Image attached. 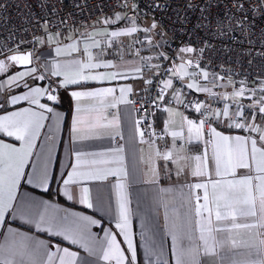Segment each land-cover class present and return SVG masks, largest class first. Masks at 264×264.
Here are the masks:
<instances>
[{
	"label": "crops",
	"instance_id": "0c3cea01",
	"mask_svg": "<svg viewBox=\"0 0 264 264\" xmlns=\"http://www.w3.org/2000/svg\"><path fill=\"white\" fill-rule=\"evenodd\" d=\"M129 26L126 23H115L110 25H93L81 30L79 32H68L57 34L55 32H46L39 40L45 41L40 43L38 41L37 48L31 52L33 53L32 64L30 67H17L14 63L6 62V72H0V116H6L11 112L19 111L23 108L36 107L30 105L28 101L21 100L17 104H12L11 98L13 96H21L29 91V87H42L48 89H55V94L62 95V102L57 104L55 110L63 114V119L59 123L58 131L56 132V149L55 156L64 164H71L73 157L71 153L81 151L84 153H104L109 149L123 148V166L127 169L129 175L126 179L128 208L130 210V225L129 232L133 240V244L137 248L136 264H150V258L147 255L149 249L153 252H159L161 255H153L151 257V264H177V253L174 249V242L172 234L179 235L186 227L184 219L187 213L186 200L183 199L184 194L191 191L194 195L204 194V189H193L190 185L197 182H207L215 177L214 161L211 159L212 148L208 146L205 149V141L209 139L208 132L205 131L200 141H195V132L192 134V142H189L188 133V118L186 113L179 107L181 97L178 87L173 78H166L163 81L168 93L174 97L176 104L162 105L156 115V122L158 126L162 127L169 136V145L165 148L157 146L154 143H149L142 140L137 129V121L133 107L129 104V96L135 92L139 87L144 85L152 72L144 70V57L147 51L143 47L137 45L132 35L134 33H127L126 29ZM112 31L120 32L121 35L111 37L109 34ZM94 42H99V47H94ZM57 48L61 50L57 54ZM91 56L92 63H100L101 65L110 64L115 67H100L92 69V73L108 74L110 72L124 73L122 78L116 80H95L82 82L84 87L76 85H68L67 89L61 87L57 92V84L64 80V76L55 77L48 71H38L35 75H45V80H37L32 74V69L39 65L41 68L46 64L51 69L56 63L61 65V70L65 68H74V62L82 63L89 62ZM38 57V58H37ZM184 57V59H183ZM189 58L182 53L180 62L177 66V74L180 82L187 88L188 96L195 97L202 107L206 102H212L209 115L213 118L215 127L218 132L230 137H247L249 144L247 145L248 158L246 160L251 168L249 169H235V178L239 179L243 175H256L255 168L257 163L261 160L259 151L257 152L256 160L251 159V143L252 139H257V149L260 150L264 146V141H259V135L264 134V115H259L254 109H249L247 105L254 103L252 92L249 94L250 102L248 104L240 105L239 99L241 96H233V93L240 91L236 89L232 81L222 82L219 90L216 93L198 91L197 87L209 88L204 79L197 81L195 77L189 74ZM14 65V67L12 66ZM139 67L140 73H136L134 69ZM87 73L88 70L85 69ZM23 74V75H21ZM79 79V77H74ZM170 82V86L166 84ZM189 84H193L192 88H188ZM28 85L29 87H25ZM114 87L115 93L112 96L121 98L120 88H130L131 91H126L121 102L116 103L115 107H108L109 103H113L111 96L104 98L101 102L100 98H92L88 96L81 97V104L86 111L80 114L83 123L80 125L84 131L82 135H88L90 138L85 140L72 139V122L77 115L75 110V101L71 97L72 91L88 92L97 89ZM210 89V88H209ZM245 93V92H244ZM264 97V87L256 90L255 99ZM41 102H46L45 97L40 98ZM127 101V102H124ZM220 101L221 108H216L214 105ZM51 103V102H49ZM227 107L229 116H221L219 126L213 114L216 112H223ZM95 108L94 111L87 109ZM237 110L244 113L245 118H242V123L252 125L260 129V132H249L246 127L242 131H234L228 128L224 122L231 123L233 113ZM231 117V120L229 119ZM251 117V118H248ZM45 128L41 129L40 136L36 140V147L34 152L41 151V145L44 143V135L47 132V126L51 120H46ZM194 124L195 123L193 121ZM89 124L94 127L91 131L88 130ZM210 127V128H211ZM205 129H208L205 126ZM179 133L175 139L172 133ZM118 139L120 144L114 145V140ZM0 140L4 143L12 144L14 147H21V141L15 138L7 137L0 134ZM50 142V141H49ZM163 152H171V159L166 161L158 154ZM201 156L200 161L194 158ZM110 159H118V157H109ZM34 157L29 158V165L25 167V172L32 171L30 165ZM198 165L203 166V170L207 174L203 179L199 177H192L191 172L197 168ZM180 169L179 173L177 169ZM69 171L71 168L69 167ZM52 171L55 180L50 182V191L44 192L40 188H33L32 185L27 184L22 180L21 186L18 189L17 195L22 193H29L31 196L38 199L48 200L60 207L70 208L72 211L83 212L87 215H92L96 219L102 221L101 227L93 226L92 230L97 234L98 238H103V229H109L116 234L117 241L120 247L125 249L127 253V245L123 242V236L119 235V229L116 228V221L113 219V214L106 211L99 210V208L88 209L84 205L74 201H68L64 195L59 191L63 187L62 181L59 177V165L54 160L52 164ZM66 178V173H65ZM226 179H233L229 174ZM155 180V182H153ZM89 187L92 189V196L95 198L100 195L105 200L109 197L110 185L115 183V179L109 177L108 181L95 182L88 181ZM255 183V181H254ZM74 195L79 198V186H70ZM212 189L209 186V192ZM258 196V193H255ZM200 203H203L201 199ZM195 200L193 199V205ZM215 210L214 205H210ZM112 207L115 209V198H112ZM207 215V213H205ZM6 224L0 227V243L5 240V234L8 228L17 229L20 232L27 233L30 236L45 241L49 250L56 252L57 247L68 248L69 251H75L81 258L80 264H108L95 256H89L87 252L79 245L72 244L63 237H55L47 232L38 230L34 225L24 223V221L13 218L12 215L6 214ZM197 219L193 213V220ZM214 220V215H213ZM241 219H237L240 223ZM251 222V221H246ZM223 225H217L221 227ZM192 227H196L193 223ZM231 228V225H227ZM257 232L264 231V229H257ZM200 233L198 227L194 236L196 244L200 247V256L198 260L200 264H234L240 261L241 264H256L257 261L264 260V246L258 249L256 245L259 240H264V236H256L252 231L239 228L226 233L217 234V240L225 242L218 244L216 250L209 253L208 258L205 259L203 251V241L199 240ZM181 249H188L189 244L187 240L181 239L179 241ZM251 249V251H250ZM162 257V259H161ZM46 259V257H45Z\"/></svg>",
	"mask_w": 264,
	"mask_h": 264
},
{
	"label": "snow or ice",
	"instance_id": "6c2138e0",
	"mask_svg": "<svg viewBox=\"0 0 264 264\" xmlns=\"http://www.w3.org/2000/svg\"><path fill=\"white\" fill-rule=\"evenodd\" d=\"M248 0H237V10L248 16L249 10L255 11L249 5V10H246L245 4ZM117 7H126V0L116 5ZM156 7L157 5H153ZM259 6L264 8V0H260ZM132 9L138 11V5H132ZM115 20L105 19V23L114 24L116 20L128 21L131 25L126 29L127 33H134L138 31L136 27L137 20L130 19L126 13H114ZM156 24L153 23L151 28H155ZM150 29H144L148 32ZM111 37L121 35L120 32L112 31L109 34ZM39 40V38H36ZM40 43H45L39 40ZM94 47H99V42H94ZM183 52H192L191 47L183 48ZM203 52V49L200 50ZM61 50L57 48L59 55ZM33 58V53L25 55H12L7 57L8 60L16 61L21 64H27ZM38 58V57H37ZM151 58H147L150 60ZM166 59V57H165ZM191 63V61H188ZM76 67L65 68L61 70V65L56 63L51 69L45 64L43 68L37 65L32 69V74L35 75L38 71H48L52 76H64V80L57 84V92L61 87L67 89L68 85H76L84 87L82 82L95 81V80H116L122 78L124 73L110 72L108 74L92 73V69L100 67H115L110 64L101 65L100 63H92L91 56H89L88 63L79 61L74 62ZM14 67V65H12ZM145 67L151 68L153 71L158 65H151L145 61ZM199 67V65H197ZM85 69L88 72H85ZM5 61L0 60V72H6ZM136 73H140L141 69L136 67ZM23 75V74H21ZM204 79L208 80L210 74L205 71L203 73ZM74 77H79L76 79ZM37 80H45V75H35ZM212 79H216L215 73L211 74ZM220 79H223L222 77ZM151 84V81L148 82ZM242 85L245 83L240 82ZM170 86V82L166 84ZM194 85L189 84L188 88ZM25 87H29L25 85ZM51 87V86H50ZM48 89L42 87H29V91L21 96H13L11 98L12 104H17L19 101H28L30 105L36 107L23 108L19 111L11 112L6 116H0V134L7 137L15 138L21 141V147L16 148L12 144L4 143L0 140V227L6 224L5 216L10 214L13 218H18L24 223L34 225L38 230L47 232L55 237H63L64 240L70 241L72 244L79 245L88 253L89 256H95L108 264H136L137 261V248L133 244L132 237L129 232L130 225V210L128 208L127 199V186L126 179L129 175L127 169L123 166V148L117 147L116 149H109L104 153H84L76 151L71 153L73 161L70 165L62 163L57 156H55L56 149V132L59 128V123L63 119V114L55 110L57 104L62 102V95L54 94ZM198 91L210 92L207 87H197ZM116 88L107 87L97 89L94 91L80 92L72 91L71 97L75 101V110L77 115L73 118L72 122V139L85 140L89 139L88 135H82L84 131L80 127L83 123L80 114L86 109L81 104V97L88 96L92 98H100L103 102L104 98L111 96L113 103H109L108 107H115L116 103L121 102L123 95L126 91H131L130 88H120L121 98L118 99L112 96ZM252 92L254 103L247 105L249 109H254L259 115H264V97L255 99L256 89H249ZM244 89L233 93V96H242ZM45 97L46 102L42 103L40 98ZM163 98L162 96L160 97ZM51 102V103H49ZM127 102V101H124ZM153 103H156L153 100ZM191 103V102H190ZM201 104L196 103L195 110L204 115V109L201 111ZM94 111L95 108L87 109ZM229 116L227 107L223 112H216L213 117L216 120L217 126L221 122L219 117ZM235 116L245 118L244 113L237 110L233 113ZM251 118V117H248ZM231 120V117H229ZM51 120L47 126V132L44 135V143L41 145L42 150L34 152L36 147V140L40 136L41 129L45 128V121ZM139 122H137L138 124ZM208 119L200 120L198 124H194L192 120H188V133L189 142H192V134L195 132V141L201 140L205 131L208 132L209 139L205 141V149L211 146L212 153L211 159L214 161V174L215 177L207 182H197L190 185L193 189H204V194L194 195L191 191L184 194L183 199L186 200L187 213L184 217L186 227L179 234H172L174 249L177 253V264H200L198 257L200 256V245L195 243L197 239L194 236L196 227L199 229L198 239L203 241V251L205 259L208 258L210 252L216 250V246L225 241L217 240V234L226 233L234 229L244 228L253 232L254 237L264 236V231L257 232V229H264V146L260 150L257 149V139H252L251 143V159L256 160L257 152L261 156V160L257 163L255 168L256 175L248 174L243 175L239 179L235 178V169H249V163L246 162L248 158L247 145L249 139L247 137H230L218 132L215 127L205 129L208 124ZM228 128L245 129L248 128L249 132H260V129L246 123H240L233 120L231 123L224 122ZM94 126L89 124L88 130L91 131ZM137 132L141 139L145 137L146 132ZM180 135L179 133H172L173 138ZM50 141V142H49ZM259 141H264V134L259 135ZM149 143L151 138L149 137ZM166 161L171 159V152H163L158 154ZM118 157V159H110L109 157ZM34 157L31 161L30 172H25V167L29 165V158ZM200 161L201 156L194 158ZM59 165V177L62 181L63 187L59 189L68 201H74L84 205L88 209L99 208V210L106 211L113 214V219L116 221V228L119 229V235L123 236V242L127 245V253L125 249L120 247L117 241L116 234L109 229H103V238H98L97 234L93 232V226L101 227L102 221L94 218L92 215H87L83 212L72 211L70 208L60 207L53 204L48 200L38 199L31 196L29 193H22L17 195L18 189L21 186L22 180L33 188H40L44 192L50 191V182L55 180L52 171L53 161ZM69 167L71 170L69 171ZM180 169H177L179 173ZM66 173V178H65ZM231 174L233 179H226ZM192 177H199L203 179L207 174L203 170L202 165H198L195 170L191 172ZM109 177L115 179V183L110 185L109 197L105 200L100 195L95 198L92 196V189L88 185V181L104 182L108 181ZM255 181V183H254ZM155 182V180H153ZM79 186V198L74 195L70 186ZM209 186L212 191L209 192ZM255 193H258V199ZM115 198V209L112 207V198ZM193 199L195 204L193 205ZM201 199L203 203H200ZM214 205L215 210L212 206ZM194 216L197 218L193 220ZM207 213V215H205ZM214 215V220H213ZM240 218L241 222L237 223ZM251 221V222H246ZM196 227H192V224ZM223 225L217 227V225ZM231 225V228L227 227ZM187 240L189 244L188 249H181L179 241ZM264 246V240H259L256 245L257 249ZM251 251V249H250ZM160 256L159 252H153L149 249L147 255L150 258L153 255ZM46 257V259H45ZM162 259V257H161ZM81 258L75 251H69L68 248L57 247L56 252L49 250L48 244L36 237L30 236L27 233L20 232L11 227L8 228L5 234V240L0 243V264H80ZM166 264V262H163ZM234 264H241L240 261ZM256 264H264V260L257 261Z\"/></svg>",
	"mask_w": 264,
	"mask_h": 264
},
{
	"label": "built area",
	"instance_id": "2783aa9c",
	"mask_svg": "<svg viewBox=\"0 0 264 264\" xmlns=\"http://www.w3.org/2000/svg\"><path fill=\"white\" fill-rule=\"evenodd\" d=\"M120 2L0 0V59L27 50L33 52L38 46L36 38L40 39L46 32L63 34L79 32L93 25H110L105 19L115 20L114 13H126L130 19L139 17L138 31L132 38L148 52L144 65L147 61L158 67L153 71L144 66V70L152 75L130 94L128 102L139 122V131L147 133L142 140L149 142L150 137L151 143L162 148L169 145V136L158 126L156 115L162 105L176 104L163 84L166 78H173L177 85L181 97L178 105L189 119L195 123L208 119L207 128L214 124L209 111H204L212 107V102L205 103L201 108L204 115H201L195 110L198 100L188 96L187 88L180 82L177 66L181 49H193L183 52L191 61L189 74L197 81H203L202 73L207 71L210 78L205 83L212 93L219 90L222 82L232 81L236 89H244L245 93L239 99V104L244 105L250 102L249 89L264 87V8L259 6L260 0H248L246 10L251 5L255 11L249 10L247 17L237 10V0H126V7H117ZM134 4L138 5V11L132 9ZM121 22L131 26L128 21H115ZM153 23L155 28H151ZM146 28L150 31L144 32ZM149 57L151 59L147 60ZM212 73L216 74V79L211 78ZM241 81L245 83L242 85ZM50 91L55 94V89ZM214 106L219 109L222 103L218 101ZM233 120L242 123L240 116L234 115ZM113 143L120 144L118 139Z\"/></svg>",
	"mask_w": 264,
	"mask_h": 264
},
{
	"label": "water",
	"instance_id": "95a60500",
	"mask_svg": "<svg viewBox=\"0 0 264 264\" xmlns=\"http://www.w3.org/2000/svg\"><path fill=\"white\" fill-rule=\"evenodd\" d=\"M28 53H31V51L27 50L25 52L14 53V54H11L9 56H12V55H25V54H28ZM9 56H7V57H9ZM7 57H5L3 59H0V60H4L5 61V65H6V62H11V63H14L17 67L26 68V67H30L31 64H32V59L27 64H21V63L16 62V61L8 60Z\"/></svg>",
	"mask_w": 264,
	"mask_h": 264
},
{
	"label": "rangeland",
	"instance_id": "374dc122",
	"mask_svg": "<svg viewBox=\"0 0 264 264\" xmlns=\"http://www.w3.org/2000/svg\"><path fill=\"white\" fill-rule=\"evenodd\" d=\"M183 59H184V57H183Z\"/></svg>",
	"mask_w": 264,
	"mask_h": 264
}]
</instances>
